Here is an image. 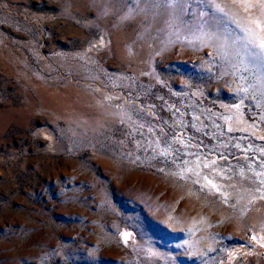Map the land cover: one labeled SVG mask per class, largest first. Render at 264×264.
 Wrapping results in <instances>:
<instances>
[{
    "label": "rangeland",
    "instance_id": "374dc122",
    "mask_svg": "<svg viewBox=\"0 0 264 264\" xmlns=\"http://www.w3.org/2000/svg\"><path fill=\"white\" fill-rule=\"evenodd\" d=\"M261 44L264 0H0V264H264Z\"/></svg>",
    "mask_w": 264,
    "mask_h": 264
},
{
    "label": "snow or ice",
    "instance_id": "6c2138e0",
    "mask_svg": "<svg viewBox=\"0 0 264 264\" xmlns=\"http://www.w3.org/2000/svg\"><path fill=\"white\" fill-rule=\"evenodd\" d=\"M260 47H261V48H264V44H261Z\"/></svg>",
    "mask_w": 264,
    "mask_h": 264
},
{
    "label": "bare ground",
    "instance_id": "6f19581e",
    "mask_svg": "<svg viewBox=\"0 0 264 264\" xmlns=\"http://www.w3.org/2000/svg\"><path fill=\"white\" fill-rule=\"evenodd\" d=\"M125 237H126V236H125V234H124V239H125Z\"/></svg>",
    "mask_w": 264,
    "mask_h": 264
}]
</instances>
